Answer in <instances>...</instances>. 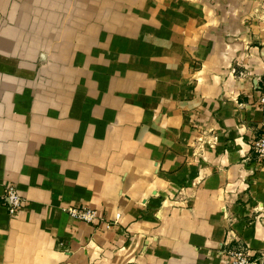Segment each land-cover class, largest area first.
Returning a JSON list of instances; mask_svg holds the SVG:
<instances>
[{"label":"crops","instance_id":"obj_1","mask_svg":"<svg viewBox=\"0 0 264 264\" xmlns=\"http://www.w3.org/2000/svg\"><path fill=\"white\" fill-rule=\"evenodd\" d=\"M263 92L264 0H0V264H264Z\"/></svg>","mask_w":264,"mask_h":264},{"label":"built area","instance_id":"obj_2","mask_svg":"<svg viewBox=\"0 0 264 264\" xmlns=\"http://www.w3.org/2000/svg\"><path fill=\"white\" fill-rule=\"evenodd\" d=\"M239 77H245V74L239 73ZM259 105L262 113V121L260 123L261 133L252 140L251 148L255 155L257 167L259 169H264V92L259 99ZM3 197L6 201L10 215H14L19 209H21L25 202L14 186H8L5 189ZM67 213L73 219L86 224H94L98 220L96 212L86 207L70 208L67 210ZM226 257V264H257L259 261V259H253L249 251L245 248L227 251Z\"/></svg>","mask_w":264,"mask_h":264}]
</instances>
